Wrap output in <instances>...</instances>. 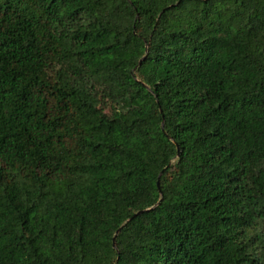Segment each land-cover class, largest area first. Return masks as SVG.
<instances>
[{
	"label": "trees",
	"instance_id": "16d2710c",
	"mask_svg": "<svg viewBox=\"0 0 264 264\" xmlns=\"http://www.w3.org/2000/svg\"><path fill=\"white\" fill-rule=\"evenodd\" d=\"M0 264H264V0H0Z\"/></svg>",
	"mask_w": 264,
	"mask_h": 264
},
{
	"label": "rangeland",
	"instance_id": "374dc122",
	"mask_svg": "<svg viewBox=\"0 0 264 264\" xmlns=\"http://www.w3.org/2000/svg\"><path fill=\"white\" fill-rule=\"evenodd\" d=\"M102 137H109L110 139H114V137L110 134H107L106 132H103ZM113 178V174L112 173H100V174H89L86 176L81 177L80 181L78 182V184L83 188V189H87V193L85 192L84 196L85 198H89V197H94L97 195V191L96 189H100L102 187H107L109 181ZM99 187V188H97ZM99 190V192H100Z\"/></svg>",
	"mask_w": 264,
	"mask_h": 264
},
{
	"label": "water",
	"instance_id": "95a60500",
	"mask_svg": "<svg viewBox=\"0 0 264 264\" xmlns=\"http://www.w3.org/2000/svg\"><path fill=\"white\" fill-rule=\"evenodd\" d=\"M161 176V175H160ZM158 187L160 188V183L158 182ZM141 213H143V212H140V213H138V214H141ZM138 214H136L135 216H137Z\"/></svg>",
	"mask_w": 264,
	"mask_h": 264
}]
</instances>
